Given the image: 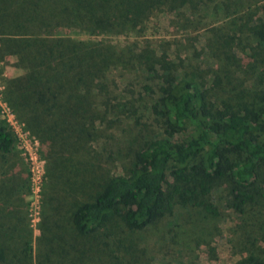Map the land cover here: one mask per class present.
Returning <instances> with one entry per match:
<instances>
[{"label": "trees", "instance_id": "trees-1", "mask_svg": "<svg viewBox=\"0 0 264 264\" xmlns=\"http://www.w3.org/2000/svg\"><path fill=\"white\" fill-rule=\"evenodd\" d=\"M211 3L225 22L209 29L213 65L203 75L171 59V42L79 37L141 32L154 15L201 28L191 10ZM9 57L20 72L6 78L5 99L44 145L51 172L116 161L121 172L96 178L89 200L47 203L45 243L34 254L28 185L15 135L0 120V264H133L136 232L176 207L219 216L212 192L223 184L239 217L230 228L240 255L233 264H264V0H0V60ZM115 72L138 83L118 92ZM142 110L160 118L161 131L129 129L102 158L93 143L121 121L141 123Z\"/></svg>", "mask_w": 264, "mask_h": 264}, {"label": "rangeland", "instance_id": "rangeland-1", "mask_svg": "<svg viewBox=\"0 0 264 264\" xmlns=\"http://www.w3.org/2000/svg\"><path fill=\"white\" fill-rule=\"evenodd\" d=\"M214 7V3H211L198 6L196 10H191L192 20L197 21L201 28H182L180 24L178 26L171 25L169 18L163 19L162 15H154L141 32L131 31L119 37L113 35L87 36L85 34H80L79 37L85 39L86 37L91 39L104 38L120 46L141 40H151L155 47L157 44L171 42L172 45L169 48L171 59L174 58V61L180 62L187 72L196 68L195 70L202 74L203 70H207L213 65L212 58L208 56V42L211 38L209 29L213 26H223L225 22L217 8ZM244 58L248 59L246 56ZM13 61V57H9L4 61L0 60V73L4 84L9 75L20 72L12 65ZM113 76L118 81V92L125 89L128 91L127 87H130V83L136 85L139 80L138 77L132 79L133 74L115 72ZM131 88L133 87L131 86ZM113 94H117V91H114ZM141 114V123L133 124L128 123V120L124 123L121 121L119 126L115 127L114 133L111 132V128H108L106 135L93 143L95 149L101 152L102 158L105 159L107 155H115L118 147L122 146L123 140L128 136L129 129H132L135 133L142 128L143 133L147 132L149 134L161 131L160 118H156L145 110H142ZM17 117L23 124V130L28 133L31 140L38 142L42 150L41 154L45 159L42 194L40 200H34L29 185V165L20 142L15 138L13 153L16 155V167L18 171H22L21 177L25 178L28 185V188H24L22 197L33 228V253L36 254L38 252L37 246L41 242L42 244L45 243V240H39L38 237L41 235L39 224L46 204L52 201L64 200L65 207L69 208L74 202L89 200L98 182L96 178L101 175L104 176L107 171L119 173L121 168L119 162L116 161L114 165H110L108 162V165L99 169L95 168L94 172L87 170L82 173V171L78 172L72 168V172L66 173L64 176L59 173L53 174L50 170L51 167L46 157L44 145L27 126V122L19 115ZM0 120L4 121L1 113ZM258 172L264 180V165L258 169ZM226 193L224 184L219 185L212 192L219 209V216L217 217L201 219L195 215L194 210L176 207L172 215L136 232L134 236L137 248L134 255L138 256V260H135L133 264H233L240 255L233 246L235 244V241H233L235 238L232 234L234 231L232 229L230 231V228L236 225L239 217L227 205L228 196ZM262 201L264 202V195ZM33 203L38 204L34 206ZM62 219L64 228L71 232L70 222L66 221L65 223L67 217ZM52 233H54L53 229L47 230L45 232L46 237L52 236ZM237 235L239 234L236 232ZM40 253L44 256L48 254V251L42 249Z\"/></svg>", "mask_w": 264, "mask_h": 264}, {"label": "built area", "instance_id": "built-area-1", "mask_svg": "<svg viewBox=\"0 0 264 264\" xmlns=\"http://www.w3.org/2000/svg\"><path fill=\"white\" fill-rule=\"evenodd\" d=\"M5 84L0 73V113L5 123L13 131L15 138L21 144L23 154L29 165V185L34 200H40L45 176V159L36 140H31L28 133L23 130V124L4 97ZM36 206L38 203H33Z\"/></svg>", "mask_w": 264, "mask_h": 264}]
</instances>
